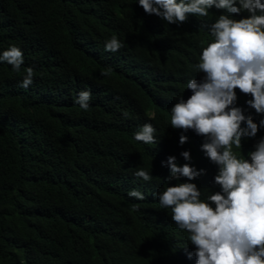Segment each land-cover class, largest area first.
<instances>
[{
    "label": "trees",
    "instance_id": "trees-1",
    "mask_svg": "<svg viewBox=\"0 0 264 264\" xmlns=\"http://www.w3.org/2000/svg\"><path fill=\"white\" fill-rule=\"evenodd\" d=\"M208 17L177 26L146 14L138 0H0V54L16 46L24 61L19 71L0 62V264L188 257V233L157 194L178 184L160 173L175 153L165 125L211 40L202 28ZM113 36L123 47L106 52ZM28 67L33 83L24 89ZM85 89L87 111L75 103ZM236 95V105L251 109L250 96ZM145 123L163 138L160 152L157 144L147 154L134 139ZM201 145L186 151L200 157ZM140 169L152 180L136 177ZM133 189L145 199L129 197Z\"/></svg>",
    "mask_w": 264,
    "mask_h": 264
},
{
    "label": "clouds",
    "instance_id": "clouds-1",
    "mask_svg": "<svg viewBox=\"0 0 264 264\" xmlns=\"http://www.w3.org/2000/svg\"><path fill=\"white\" fill-rule=\"evenodd\" d=\"M138 5L168 25L210 14L204 20L209 26L202 28L211 40L197 51L185 100L173 105L165 125L166 143L174 144L175 153L161 161L160 173L165 183L178 184L157 197L160 208L170 209L171 220L188 233V257L178 263L264 264V0H138ZM122 47L115 36L105 43L110 53ZM0 62L19 71L23 53L10 46L0 54ZM24 72L20 87L27 89L34 70ZM237 90L250 96L246 103L251 109L236 105ZM91 97L89 89L82 90L75 103L87 111ZM155 131L145 123L134 133L147 154L157 144L161 151L163 138H156ZM197 143L203 155L193 158L186 150ZM134 175L152 180L143 169ZM128 196L145 199L135 189Z\"/></svg>",
    "mask_w": 264,
    "mask_h": 264
}]
</instances>
